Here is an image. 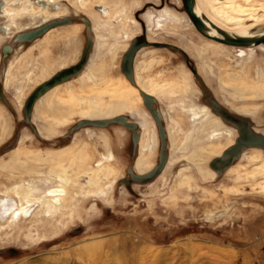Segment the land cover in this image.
<instances>
[{
	"label": "rangeland",
	"instance_id": "374dc122",
	"mask_svg": "<svg viewBox=\"0 0 264 264\" xmlns=\"http://www.w3.org/2000/svg\"><path fill=\"white\" fill-rule=\"evenodd\" d=\"M72 1L56 3L60 10H52V5L49 7L53 14L61 12L63 18L60 19L71 18L78 25L75 34L71 31L73 28L66 25L56 27L34 43L15 41L17 34L35 29L49 18L45 14L38 19L20 17L17 26H12L7 36L0 35V83L7 100L0 98V125L9 124L5 138L0 131V163L9 161L10 151L17 147H22L23 152L41 154L68 147L69 153L62 161L65 160L63 165L68 167L69 177L80 185L84 182L79 181V176L87 179L92 175L103 177L96 188L99 193L92 196L87 189L92 192L96 189L85 187L76 199L68 200L65 208L57 210L53 217L40 214L0 230V264H264V170L256 169L259 161L237 160L220 176L205 179L199 165L187 158L188 153L211 142L208 134H202L200 124L195 125L189 109L193 106L212 108L213 99L237 117L240 116L228 108L227 103L240 107L257 105L259 109L255 117L240 118L247 120L259 134L264 133V98L258 97L260 88L264 87V46L247 50L246 56H240L238 48L222 46L204 37L184 11L183 0H108L109 6H125L127 18L125 26L116 21L112 28L107 26L109 31H96L104 39H98V46L94 44L91 55L93 66L103 68V77L89 79V71H85L68 84H61L60 95L67 96L69 91H76L80 103L74 114L56 127L55 134L41 129L43 137H39L25 122L23 108L28 96L57 72L75 65L86 46L88 33L95 37L92 22L88 31L82 21L89 16L72 7ZM240 2L249 4L247 0ZM250 2L258 8L264 6V0ZM160 9L177 15L176 19H167L164 28H158L157 23L150 25L148 18L150 13L158 17ZM144 33L152 42L174 44L187 50L192 66L198 71L200 78L194 76L184 55L170 48L145 47L135 61L136 80L144 83L152 80L173 89L171 100L157 98L164 113L165 126L173 119L179 122L180 132L176 130L175 134L181 142L191 130L195 134L189 141L188 152L175 151L173 156L178 159L177 163L166 167L154 182L135 183L128 188L120 181L129 178L130 168L135 172V159L139 154L138 148L133 156L129 130L114 124L108 128L86 127L73 134L70 131L84 118L81 109L87 108L85 105L93 90L106 89L114 83L131 85L122 72L124 52L120 51L114 57L109 50L119 41L131 43ZM75 35L79 38L76 46L73 40L66 41ZM8 44L14 47V51L4 57L2 50ZM22 45L25 51L28 49L23 56L21 52L16 54V49ZM199 51L203 53L200 55ZM14 57L20 58L12 66L7 83L6 75ZM223 76L232 85L223 82ZM139 105L142 110H147ZM122 114L130 117L128 111ZM235 135L239 136V132ZM101 136L108 137L115 160L97 172V166L104 161L103 156L108 155ZM220 141L227 142L224 138ZM160 146L159 140L153 157L155 166L159 163ZM168 154L170 159V146ZM211 160L203 163L206 169H211ZM37 166L44 176L24 170L0 169V196L4 193L11 196L16 185L29 182L43 184L47 180L52 182L51 185L57 184L50 166ZM109 171L113 174L107 176ZM249 171L253 173L246 175Z\"/></svg>",
	"mask_w": 264,
	"mask_h": 264
},
{
	"label": "bare ground",
	"instance_id": "6f19581e",
	"mask_svg": "<svg viewBox=\"0 0 264 264\" xmlns=\"http://www.w3.org/2000/svg\"><path fill=\"white\" fill-rule=\"evenodd\" d=\"M59 1H61V0H0V35H3V37L7 36L9 34V31L11 30V27L17 26V21L20 17H22V18L24 17L25 19L29 20V19H36V18L38 19V17H41L42 15H45V14L49 15V18L43 20V23H42L43 25L48 24V23L55 21V20H62V19H60L62 17V14L60 11H57L55 14H53V12H51V10H50L51 8H52V10H55V11L60 10L61 7L56 4V3L59 4ZM247 1L249 4H246V5L242 4L240 2V0H195L194 4L196 7V12L202 18H204V20L207 23L208 27L206 29V32L209 36L222 37L220 34H218L216 32V30H214L212 28L210 23L218 25L219 27L224 29L228 34H230L232 36L248 37V38H256V37L263 36L264 35V6L262 8L260 7L261 10L259 11L260 8H258V6H255L254 4H252L250 2V0H247ZM18 4H22V5L18 6ZM109 4H110V2L108 3V0H93V1L92 0H74L71 2L72 7L74 6L75 8H77V10H79L81 13H84L85 15L89 16V18L91 19L89 21L88 18H83L82 21L85 23V21H84V19H85V20H88L90 22V24L92 22L93 28L95 30L94 31L95 37L92 39H94L93 42H94L95 46L96 45L98 46V44H97L98 39H104V36L101 33L96 32L97 29L98 30H101V29L107 30V26L111 27L112 25H114V23L116 21L120 22L124 26L126 25L125 24V20L127 18L126 7L123 5H120V4H115L114 6L111 4L109 6ZM49 5H52L51 8L49 7ZM96 6H102L103 8L107 9V13L104 15L99 14L100 16L97 15L98 13L95 14L94 13L95 11H93V10H96L95 9ZM120 6H121V8H120ZM103 8H98V10H100L101 12H105L106 10ZM117 8H120V10L117 11L116 13H114V10ZM184 11L186 12L185 8H184ZM188 16H189V14H188ZM155 17L156 16H154L151 13L148 15L150 25L157 23L158 28H164L165 21L167 19H173V18L176 19L177 15L174 14L173 12L169 11V10H165V9L163 10L162 9L160 11V15L156 18ZM190 20H191V18H190ZM131 21L134 23L136 22V20H131ZM99 22H103V23L100 24ZM72 23H73V20H72ZM40 25L41 24H39L38 26L39 27L43 26V25H41V26ZM64 26H66V25H64ZM86 26H87V24H86ZM58 27H61V26H58ZM90 28H91V26H90ZM90 28L88 27V31L90 30ZM29 29H31V28H29ZM56 29H57L56 27L50 29L48 33L46 32L44 34L45 36L42 35L39 38L35 39L34 41L37 42L38 40L43 39L50 32H52L53 30H56ZM32 30H35V29H32ZM126 30L127 29L124 28V30H123L124 33ZM29 31H31V30L24 31V32H29ZM107 31H109V29ZM21 33H23V31L20 32L19 34H21ZM112 33H114V32H112ZM126 33H127V31H126ZM19 34H17V36L15 37L16 42H20V43H32L33 42L34 43V41L22 42V41L18 40ZM142 35H140V36H142ZM88 36H91V35L88 33ZM126 36H128V35H126ZM130 37H131V35H130ZM146 37H147V35H146ZM204 37H206V36H204ZM206 38H208V37H206ZM208 39H210V38H208ZM134 40L131 43H127L126 40H125L126 43H121L119 41V43L114 44L110 48V50H109L110 54L114 57L117 56L118 52H120V51L124 52V54H125L129 50V48L132 45V43L134 42ZM147 40H148V37H147ZM149 42H152V41H149ZM218 43L222 46L227 45V44H224L221 42H218ZM263 44L264 43H262L260 45L251 44L248 46H232V45H228V46L238 48V50L240 51L239 55L240 56H246L247 53L244 52L243 49L245 50V49H250V48H256L258 46L263 47L264 46ZM175 46H177V45H175ZM143 48H145V47H143ZM6 49H10L9 52H6L5 51ZM23 50L24 49H23V45H22L21 47L16 49V52H18L16 54H20V52H21V54H22L21 56H23L28 51V49H26V51L25 50L23 51ZM13 51H14L13 46H11L10 44L5 45L3 47V54H4L3 56L7 57ZM184 52L188 55V53L185 50H184ZM199 53L201 55L203 53V51H199ZM20 57H16V58L14 57L15 59L11 60V63H10L11 65L9 66L8 72L6 75V79H7L6 82L7 83L9 82V75H10L11 68H12V66L15 65L16 62L18 63V60ZM90 58L91 59H89L90 61H89L88 65L85 66L86 68L83 69L84 71L82 70L81 72L83 73L85 71H89V74H88L89 79H94V78L95 79L96 78L101 79L103 77V68L100 66H93L92 55ZM136 58H137V56H136ZM189 58H190V56H189ZM190 60H191V58H190ZM0 63H1V58H0ZM186 63L189 66V68L191 69V67L187 61H186ZM191 65H192V63H191ZM192 72H193V70H192ZM197 73H198V71H197ZM81 74H79V75H81ZM194 76L196 78H200L199 73H198V76H196L195 74H194ZM75 77H72L71 79H73ZM125 77L130 82V84H131L130 86L119 85V84L114 83L112 85H109L106 89L93 90L94 92H93L92 96L89 97V99L87 100V103H86L87 105H85L87 108L81 109L82 115L84 116L83 119L100 120V119L114 118L115 116H119L120 114H122L125 111L129 112L130 117L140 119L141 121L139 123L137 122V124L140 125L138 128V132L140 129V132H139L140 142L138 145L139 154L137 155L136 160H135V167H134L135 172L132 168H130V169L136 174H140V175L147 174L148 172L153 170L158 165V164L156 166L154 165L153 157H155V154L157 151V146L159 144V140L161 143V137L159 139L160 133L158 135L159 127H158L157 123L155 124L156 121H154L155 119L152 116V113L145 106L144 98L142 96L143 92L150 94L151 96L154 97L155 108L160 113L161 118H162V122H163L165 131H166V136H167L168 150H169V143H170V150L172 151V155H170V159H169V154H168V162L166 164V167L171 166L172 164L174 165L178 161V159H176V157L173 156L174 152L175 151L184 152V153L188 152L189 146H190L189 141H190V139L192 141V138H193L192 136H193L194 130L193 131L191 130V132L189 131L190 133H187L185 136H183L184 140L182 142L179 141L177 138V135L175 134L176 130L178 132H180L179 122H177L175 119L172 118L173 121H171V122L174 124L176 123V124L175 125L172 124L170 126V131L169 132L167 131V128L164 124V116H163L164 113H162L160 107L158 106L157 98H159L160 101H164L167 99L171 100L170 97L173 94V93H171V91H173V89L171 87H166L165 85H160L159 83H156L152 80L147 81L146 83L142 82L139 79L136 80L135 64H134V77H133V79L128 78L126 75H125ZM69 81L64 82L62 84H68ZM222 81L227 82L230 85H232L231 81H229L226 76L222 77ZM60 86H62V85L58 84L53 89H51L46 94H44L37 101V103L34 107L32 120L36 124V126H37L36 128H38L41 135H42L41 129H46L47 132L49 131V133H51V135L55 134L56 133V131H55L56 127L62 125L64 119L71 117L72 114H74L76 107L80 103L81 98H80L79 93H77L76 91H69L67 96H61L60 95L61 92H58L60 90ZM2 88H3V86H2ZM162 96H167V97L163 98ZM258 97L264 98V87L260 88V93L258 94ZM105 98H108V100L105 101ZM211 101L213 104L212 108H210L209 106H202V107L193 106L189 109L190 114H192L194 117L193 119H194L195 125L200 124L202 134H208L209 138L211 140L209 145L198 147L195 151H192V152L187 154V158L189 159V161H191V163L194 162L197 165H199L200 172L205 179L220 176L222 174V172L225 171V170L224 171L214 170L213 168H211V169L207 168L206 169L205 166H203V163L209 159H212L211 160V162H212L215 158H223V159L227 158L226 151L237 143L238 138L235 135V132H237V131L239 132V128L237 125L227 121L220 114V110L225 109V108L222 105H220L215 99H213ZM139 104H142L143 106H145L147 108V110L143 109L144 110L143 111L140 108ZM227 106H228V108H231V110L235 111L240 117L241 116L255 117V114H256L257 110L259 109L257 107V105L255 107H251V106L240 107V106H236L234 104L230 105L227 103ZM130 117H128V118L130 119ZM130 121H132V120L130 119ZM258 121H260V120H258ZM112 125H114V124H112ZM118 125H120V124H118ZM156 125L158 127V131H157ZM86 127L88 128V127H92V126H85L83 128H86ZM83 128H81V129H83ZM1 130H2L1 136H3L5 138L6 134L9 131V124L5 125L4 127L3 126L1 127V125H0V131ZM251 130L254 131L255 133L259 134L258 132H256L254 130V128L253 129L251 128ZM262 132H264V130ZM71 134H73V133H71ZM262 134H264V133H262ZM262 134H259V135L264 137V135H262ZM239 135H240V132H239ZM179 137H180V135H179ZM222 138L226 139L227 142L222 143L220 141ZM100 139H101L102 144L105 146V149L108 151V155L103 156L104 161H101L99 163V165L97 166L98 167L97 170L95 168V170L97 172L103 171L105 169L106 163H112L115 160V154L111 149L108 137L101 136ZM181 139H182V137H181ZM168 141H169V143H168ZM67 149H69V148L63 147V148H60V149L55 150V151H51V152H47L45 154H41V153L23 152L22 147H17L15 149H13L12 151H10V153H9L10 160L9 161L0 163V169H2V170H8V171H12V172L16 171V170H24L25 172H27L29 174H39L40 176H44V172L39 171L37 164L41 165L39 167H43V168L50 166L51 167L50 168L51 169L50 170L51 175L54 176L56 183H57L56 185H51L52 182H49L46 180V182H43V184L37 183V184H39V185H37V184L29 182L27 184L16 185L15 189H13L14 192L11 190L12 194H13L11 196L6 195V193H4L5 196L4 195L0 196V224H3V226H0V230L6 229L8 227L11 228V226L17 225L22 220H26L29 218L32 219L33 216H38L40 214H44V216H46V217L48 216V218L53 217L55 215V213L58 212L57 210L60 211V210L65 208V206H66L65 204L68 200L70 201V200L76 199V195L79 194V191H83V189L85 187L94 188V189L98 188L99 183L102 182L101 178H103V177H101V178L96 177V176L93 177V175H92V176H89L87 179L86 176H83V175L79 176L78 179H79V181L84 182L83 185H80L79 182H75L74 180H72L71 177H69L68 167L63 165V161H65V160L62 161V159L64 157H66V155L69 153V151ZM70 149H72V148H70ZM160 149H161V146H160ZM137 150H138V148H137ZM159 156H160V151H159ZM76 157H78V156H76ZM237 160H245L249 163H254V162L259 161V166L256 169L264 170V147H251V148L244 149L243 152L240 154V156L235 159L234 163ZM211 162H210V164H211ZM34 163L36 165H34ZM55 164H56V168H53V165H55ZM79 165H81V164H79ZM166 167H165V169H166ZM229 168H227V169H229ZM56 169H58V170H56ZM129 170H128V174H129V178H130ZM112 172L113 171H109L107 176L111 175ZM91 173H92V170H91ZM251 173H253V172L252 171L250 173L247 172L246 175L251 174ZM97 174H99V173H97ZM237 174H235V175H237ZM255 174H257V173H255ZM186 175H187V173H186ZM258 176H260V175H258ZM129 178H124V179H129ZM154 181H152V182H154ZM152 182H149V183H152ZM262 183H264V182H262ZM179 185H180V183H179ZM104 186H105V184H104ZM101 189H103V188H101ZM87 190L88 191H86V192H88L90 195L93 194L92 196H95L96 193L97 194L99 193L98 189H96L95 192H92L90 189H87ZM100 192L104 193V191H100ZM103 196H105V195H103Z\"/></svg>",
	"mask_w": 264,
	"mask_h": 264
},
{
	"label": "water",
	"instance_id": "95a60500",
	"mask_svg": "<svg viewBox=\"0 0 264 264\" xmlns=\"http://www.w3.org/2000/svg\"><path fill=\"white\" fill-rule=\"evenodd\" d=\"M194 3L195 0H183L184 8L186 12L189 14L194 26L204 36L212 40H215L217 42H221L232 46H248L251 44L260 45L264 43V35L256 38L232 36L228 34L224 29L213 23H210L212 28L216 30V32L220 34L222 37L209 36L206 32V29L208 27L207 23L204 20V18H202L196 12V7ZM84 21L87 24V26L90 28L91 26L90 22L85 19ZM69 24H72V19L70 18L55 20L35 30H31L29 32H23L19 34L18 40L22 42H32L35 39L39 38L40 36L44 35L52 28L69 25ZM151 46H155L158 48H170L183 54L186 61L193 70L194 74L198 76L197 71L191 65V60L189 56L184 52L182 48L169 43L149 42L147 40L146 34H143L142 36H139L134 40L129 50L124 54L123 62H122V71L128 78L133 79L134 77V64L138 52L143 47H151ZM93 47H94L93 39L91 36H88L86 46L83 49V53L80 60L75 65L70 66L68 68H64L61 71L57 72L54 76H52V78L37 86L35 90L28 96L23 108L25 115V122L29 126H31L32 130L37 136L41 137V134L32 120L33 110L37 101L44 94H46L48 91L53 89L58 84H62L64 82L69 81L72 77L78 76L81 73V71L85 68V66L88 64ZM9 50L10 49H6L5 51L9 52ZM142 96L144 98L145 106L152 113V116L154 117L159 127V133L162 144L160 149L159 163L153 170H151L147 174L140 175L134 173L130 169L129 170L130 178L123 179L120 181L122 184H125L128 188H131L132 185L135 183L147 184L149 182L156 180V178L164 171L166 164L168 162V152H167L168 145H167L166 131L162 122L161 115L155 108V99L153 96H151L146 92H143ZM0 98L4 101H7L1 83H0ZM220 114L227 121L237 125L240 132V135L237 139V143L226 151L227 158L224 159L215 158L210 164L211 168H213L214 170L224 171L234 163L235 159L240 156V154L243 152L244 149L251 147H264V137L252 131L250 123L247 120L237 117L236 115H233L232 113L224 109L220 110ZM112 124H120L132 133L133 156L135 157L140 142V134L138 132L139 125L134 121H130V119L126 115H119V116H115L114 118L100 119V120L83 119L78 121L77 124H75L72 127L71 133H74L85 126H92L96 128H107Z\"/></svg>",
	"mask_w": 264,
	"mask_h": 264
},
{
	"label": "flooded vegetation",
	"instance_id": "af4514ba",
	"mask_svg": "<svg viewBox=\"0 0 264 264\" xmlns=\"http://www.w3.org/2000/svg\"><path fill=\"white\" fill-rule=\"evenodd\" d=\"M108 3H109V1H108ZM98 8H103V7H102V6H96V7H95L96 10H94V11H95V12H98V14H100V15H104V14L107 13V9L103 8V9H105L106 11H105V12H101L100 10H98ZM110 8H111V7H110ZM161 10H162V9H160L158 12L160 13ZM88 19L91 20L90 18H88ZM54 20H55V19H54ZM51 21H52V20H51ZM83 23H84V22H83ZM44 24H45V23H44ZM84 24H85V23H84ZM41 25H43V24H41ZM41 25H40V26H41ZM85 25H86V24H85ZM38 27H39V26H38ZM38 27H36V28H38ZM36 28H35V29H36ZM48 32H49V31H48ZM48 32H47V33H48ZM44 36H45V35H44ZM147 37H148V36H147ZM92 38H93V37H92ZM148 39H149V37H148ZM149 40H150V39H149ZM93 41H94V39H93ZM150 41H151V40H150ZM86 42H87V40H86ZM258 47H260V46H258ZM258 47H256V48H258ZM93 49H94V48H93ZM250 49H251V50H252V49L254 50L255 48H250ZM250 49H245V50L243 49V51H244V52H246L247 50L251 51ZM184 50H185V49H184ZM185 51L187 52V50H185ZM92 52H93V50H92ZM92 52H91V54H92ZM139 52H140V51H139ZM2 53H3V50H2ZM82 53H83V51H82ZM91 54H90V57H91ZM3 55H4V54H3ZM79 56H80V55H79ZM81 56H82V54H81ZM80 58H81V57H79L78 61L80 60ZM191 63H192V60H191ZM87 65H88V64H87ZM87 65H86V66H87ZM85 68H86V67H85ZM85 68H84V69H85ZM194 68H195V67H194ZM195 69H196V68H195ZM83 71H84V70H83ZM81 73H82V72H81ZM81 73H80V74H81ZM162 113H163V112H162ZM163 116H164V115H163ZM154 121H155V120H154ZM136 123H137V122H136ZM34 124H35V123H34ZM155 124H156V122H155ZM171 125H172V123H171V124H168L167 127H166L168 132L170 131V126H171ZM35 126H36V124H35ZM139 126H140V125H139ZM36 127H37V126H36ZM156 127H157V125H156ZM139 131H140V129H139ZM157 131H158V127H157ZM255 131L258 132L257 130H255ZM258 133H260V132H258ZM131 135H132V134H131ZM158 135H159V132H158ZM42 137H43V135H42ZM159 138H160V136H159ZM237 138H238V136H237ZM168 142H169V141H168ZM169 146H170V143H169ZM138 148H139V147H138ZM135 160H136V159H135ZM163 172H164V171H163ZM163 172H162V173H163Z\"/></svg>",
	"mask_w": 264,
	"mask_h": 264
},
{
	"label": "crops",
	"instance_id": "0c3cea01",
	"mask_svg": "<svg viewBox=\"0 0 264 264\" xmlns=\"http://www.w3.org/2000/svg\"><path fill=\"white\" fill-rule=\"evenodd\" d=\"M69 28H73V29H71V31H75V32H72V33H77L78 32V25H76L75 23H72L71 25H69ZM51 33V32H50ZM70 35V34H69ZM68 38V37H67ZM72 37H70L69 38V40L67 39L66 41H72L73 40V42H74V46H76L77 45V43L79 42V38H77L76 37V35H75V37L73 38V39H71ZM75 79V78H74Z\"/></svg>",
	"mask_w": 264,
	"mask_h": 264
}]
</instances>
